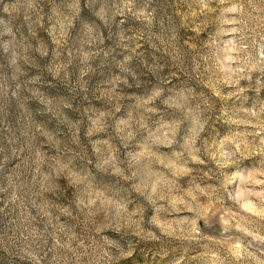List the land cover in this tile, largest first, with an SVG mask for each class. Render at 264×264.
Segmentation results:
<instances>
[{"label": "rangeland", "instance_id": "374dc122", "mask_svg": "<svg viewBox=\"0 0 264 264\" xmlns=\"http://www.w3.org/2000/svg\"><path fill=\"white\" fill-rule=\"evenodd\" d=\"M0 264H264V0H0Z\"/></svg>", "mask_w": 264, "mask_h": 264}]
</instances>
